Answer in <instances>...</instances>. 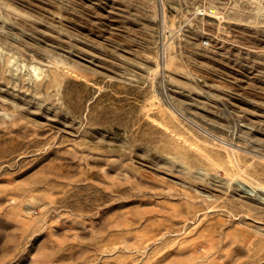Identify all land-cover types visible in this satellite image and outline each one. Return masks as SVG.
<instances>
[{
    "label": "rangeland",
    "instance_id": "1",
    "mask_svg": "<svg viewBox=\"0 0 264 264\" xmlns=\"http://www.w3.org/2000/svg\"><path fill=\"white\" fill-rule=\"evenodd\" d=\"M0 264H264V0H0Z\"/></svg>",
    "mask_w": 264,
    "mask_h": 264
},
{
    "label": "bare ground",
    "instance_id": "2",
    "mask_svg": "<svg viewBox=\"0 0 264 264\" xmlns=\"http://www.w3.org/2000/svg\"><path fill=\"white\" fill-rule=\"evenodd\" d=\"M213 8V7H212ZM233 8V7H232ZM236 8V7H235ZM214 10H215V7L213 8ZM239 9V8H238ZM244 9H246V8H244ZM213 12V11H212ZM217 12H219V11H217Z\"/></svg>",
    "mask_w": 264,
    "mask_h": 264
}]
</instances>
